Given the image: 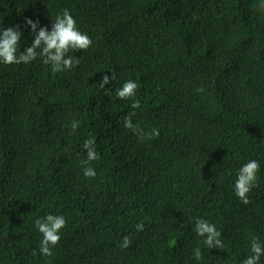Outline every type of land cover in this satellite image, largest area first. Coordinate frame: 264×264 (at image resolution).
Wrapping results in <instances>:
<instances>
[{
  "label": "trees",
  "instance_id": "obj_1",
  "mask_svg": "<svg viewBox=\"0 0 264 264\" xmlns=\"http://www.w3.org/2000/svg\"><path fill=\"white\" fill-rule=\"evenodd\" d=\"M261 2L0 0V27L22 32L18 54L33 39L25 17L51 30L62 9L93 41L60 73L39 57L0 63V264H241L250 234L264 244ZM112 73L106 95L100 82ZM128 79L139 85L132 121L143 141L124 127L132 100L115 96ZM90 136L91 179L80 164ZM252 159L260 170L245 205L233 185ZM48 213L67 225L43 257L34 220ZM195 218L221 231L223 251L203 245Z\"/></svg>",
  "mask_w": 264,
  "mask_h": 264
},
{
  "label": "clouds",
  "instance_id": "obj_2",
  "mask_svg": "<svg viewBox=\"0 0 264 264\" xmlns=\"http://www.w3.org/2000/svg\"><path fill=\"white\" fill-rule=\"evenodd\" d=\"M260 8L264 9V0L260 4ZM52 20L51 30L48 27L39 26V21H33L25 17L26 26H30L33 39L30 46L19 51L22 32L19 26L14 29L12 26L7 28L0 27V63L4 65L12 64H28L37 57L41 58L42 63L50 65L51 71L60 73L66 70H71L80 64L79 57L68 55L71 50H87L93 45L92 39L81 32L77 27V22L72 16L70 10L62 9ZM39 49V51H38ZM115 79V74L111 76L105 74L100 82V87L105 90L106 95L111 94V90L105 88V85L111 83ZM139 85L132 79H128L115 91V96L121 100L131 99V109L124 117V127L136 134L141 141L144 140L146 134L140 128L139 124H134L132 117L135 116V109L140 108L139 99H135ZM199 92H203L204 88L200 87ZM80 126L79 121L71 122L72 131L75 132ZM159 136V130L153 129L151 134H147L148 138ZM95 137L90 136L83 143V148L86 151V159L80 161L83 168L85 178H95L96 170L91 166L90 162L99 159V153L95 147ZM260 170V164L257 160H249L243 164L234 180V195L245 205L251 203L248 198V193L253 187L257 186V173ZM67 225V220L62 214L48 213L43 218L34 220V226L39 233L42 234V239L38 245L39 253L43 257H51L52 249L60 242V232ZM137 232L143 231V221L134 225ZM198 237L202 238V243L207 248L225 249V245L221 239L222 233L217 229L215 224L203 218H195L194 227L192 229ZM130 236H124L119 242V247L124 250L131 245ZM250 254L247 255L241 264H260L261 257L264 256V244L260 242V238L254 234H250L249 243ZM33 255H36V250H33ZM194 257L197 261L202 259V253L199 246L194 249Z\"/></svg>",
  "mask_w": 264,
  "mask_h": 264
}]
</instances>
